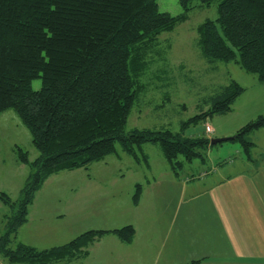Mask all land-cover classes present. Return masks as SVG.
Returning a JSON list of instances; mask_svg holds the SVG:
<instances>
[{
    "label": "trees",
    "instance_id": "trees-1",
    "mask_svg": "<svg viewBox=\"0 0 264 264\" xmlns=\"http://www.w3.org/2000/svg\"><path fill=\"white\" fill-rule=\"evenodd\" d=\"M212 1L179 0L182 11L172 15L159 9L158 0H0V113L12 109L17 114L38 152L31 161L21 149L17 152V160L31 168L19 197L13 201L0 193V201L11 209V214L3 213L0 257L31 264L69 262L85 255L106 232L131 242L132 225L90 229L44 249L16 239L46 177L98 161L114 153L116 143L139 162L136 149L158 141L178 177L184 162H205L212 144L204 134L184 136L151 128L125 132V127L145 58L159 34L185 20L196 2L209 6ZM217 11L216 19L197 26L202 54L237 63L264 83V0H218ZM36 78L41 82L38 89L32 87ZM243 90L235 80L218 86L206 99L207 108L201 106L182 127L228 112ZM263 126L264 114L237 130L232 140L239 141L248 156L253 144L245 134ZM208 170L200 171L199 178Z\"/></svg>",
    "mask_w": 264,
    "mask_h": 264
},
{
    "label": "rangeland",
    "instance_id": "rangeland-1",
    "mask_svg": "<svg viewBox=\"0 0 264 264\" xmlns=\"http://www.w3.org/2000/svg\"><path fill=\"white\" fill-rule=\"evenodd\" d=\"M195 4L186 19L172 30L160 33L155 45L148 51L143 75L136 84V97L125 132L133 128H151L168 129L184 136L204 134L213 138L214 134L218 138L231 137L245 124L264 114V83L237 63L210 60L201 52L196 29L205 20L217 18L218 0H213L209 6ZM158 6L161 11L172 15L182 11L179 0H158ZM229 80H235L244 89L233 101L230 110L183 128L182 123L197 114L201 106L207 108L206 99ZM40 84L39 78L32 81L34 89H38ZM207 125L211 127V132L206 131ZM244 138L253 144L248 156L237 140L216 143L206 150L204 163L200 158L184 162L183 174L179 177L170 169L158 141L143 143L136 149L139 162L127 154L120 143H116L115 152L98 161L49 175L28 207L33 211L31 217H37L36 221H30L40 226L39 248L61 245L90 229L111 230L132 223L136 234L152 238L149 244L159 248L162 254L160 261L165 263L166 257L172 259L177 255L176 247L171 243L168 247L162 245V220L172 217L170 213L164 215L163 208L166 212V208L170 209L169 203L177 206L181 188L189 192L191 187L203 184H197L200 180L196 184H187V179H199L200 171L211 170L218 165L214 168V173H217L216 179L213 178V188H224L225 193L230 188L250 187L251 179L264 171V126L245 134ZM19 149L27 153L30 161L38 155L30 132L17 114L8 109L0 113V193L13 201L19 197L31 170L26 163L17 160ZM249 156L252 162H247ZM178 159H182L181 156ZM184 180L187 185L183 184ZM137 187L139 198L134 202ZM204 187L210 186L206 184ZM171 189L173 191H169ZM184 197L187 201L189 193ZM1 212L9 215L11 209L0 201ZM176 217L179 215L176 214L174 220ZM3 231L2 216L0 235ZM110 235L115 236L106 232L98 237L89 246V255L73 258L68 264H129L130 260L126 258L97 255L98 250H108V245L111 248ZM171 247L174 254L170 251ZM15 263L0 257V264ZM171 264H176L175 259L171 260Z\"/></svg>",
    "mask_w": 264,
    "mask_h": 264
},
{
    "label": "crops",
    "instance_id": "crops-1",
    "mask_svg": "<svg viewBox=\"0 0 264 264\" xmlns=\"http://www.w3.org/2000/svg\"><path fill=\"white\" fill-rule=\"evenodd\" d=\"M212 137L218 136L212 134ZM247 162H252L250 156ZM214 168H218V165L209 169L199 179L186 182L193 184L200 180L201 182L197 184L202 182L203 184L191 187L189 192L181 188L176 207L174 203H169L170 209L166 208L167 213L163 208L164 215L170 213L172 217H164V221L162 220V227H164L162 245L168 247L171 243L173 247H176L177 256L172 258L175 259L176 264L189 262H192L191 264H264V171L257 174L255 179H251L250 187L230 188L229 192L224 193V188H213L215 183L213 178L216 179L217 173H214ZM211 174L213 175L209 177ZM184 182L185 180L183 184ZM206 184H209L211 188L204 187ZM187 193L189 197L186 201L184 196ZM32 214L33 211L28 208L27 221L18 227L16 239L38 249H44V247L39 248L37 244L40 240V226L37 222L30 221V219L37 220V217H31ZM176 214L179 217L174 220ZM2 216L3 212L0 214V219ZM134 227L137 228V226ZM137 231H139L138 228ZM135 234L129 243H124L118 237L110 235L108 238L112 239L111 248H114L111 249L108 245V250H98L97 255H113V259L126 258L130 260L129 264H155L156 262L171 264L172 259H167L165 256L163 257L165 263L160 261L162 254L159 248L149 244L152 238ZM104 239L105 237L101 242ZM142 240L148 244L145 242L143 244ZM173 247L170 249L171 252ZM88 253L90 254L89 250L81 258H85L89 255ZM16 263L31 264L23 261ZM68 263L70 261L51 264Z\"/></svg>",
    "mask_w": 264,
    "mask_h": 264
},
{
    "label": "water",
    "instance_id": "water-1",
    "mask_svg": "<svg viewBox=\"0 0 264 264\" xmlns=\"http://www.w3.org/2000/svg\"><path fill=\"white\" fill-rule=\"evenodd\" d=\"M233 138H234V136H231V137H221V138L213 137V138L210 139V143L213 145V144L220 143V142H224V141H227V140H232Z\"/></svg>",
    "mask_w": 264,
    "mask_h": 264
},
{
    "label": "built area",
    "instance_id": "built-area-1",
    "mask_svg": "<svg viewBox=\"0 0 264 264\" xmlns=\"http://www.w3.org/2000/svg\"><path fill=\"white\" fill-rule=\"evenodd\" d=\"M206 131L211 132V127L209 125L206 126Z\"/></svg>",
    "mask_w": 264,
    "mask_h": 264
}]
</instances>
